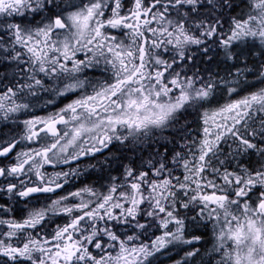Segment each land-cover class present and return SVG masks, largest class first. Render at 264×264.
Wrapping results in <instances>:
<instances>
[{"label": "snow or ice", "instance_id": "obj_1", "mask_svg": "<svg viewBox=\"0 0 264 264\" xmlns=\"http://www.w3.org/2000/svg\"><path fill=\"white\" fill-rule=\"evenodd\" d=\"M44 94L71 98L21 120ZM0 123L22 125L0 140V195L26 213L0 204V264H158L177 247L175 264H264V0H0ZM114 144L139 165L32 203L83 174L46 166Z\"/></svg>", "mask_w": 264, "mask_h": 264}, {"label": "flooded vegetation", "instance_id": "obj_2", "mask_svg": "<svg viewBox=\"0 0 264 264\" xmlns=\"http://www.w3.org/2000/svg\"><path fill=\"white\" fill-rule=\"evenodd\" d=\"M91 76L92 73H89ZM96 76H99V73H95ZM69 98H55L51 95L44 94L39 101L34 103L33 109H44L42 112H34L33 109L31 112L27 114H23L20 116V119H26L30 116H44L50 112L58 110L60 107H63L65 103L68 102ZM49 99H54L55 102L53 104H48L45 106V102ZM22 131V125L8 123L7 125L0 123V140H5L10 138L13 135L18 136ZM141 154H133L128 153L126 149L122 148L118 144H114L110 146V150H105L103 153L96 154L95 157H84L78 162H73L71 166L68 165H59L56 168H52L50 166H46V170L51 173L53 171H60L61 169L67 171L69 167H75L79 164V167L82 171V175L79 177H72L69 181V184L65 186L64 190L59 191L55 194H36L32 198V203L34 204H44L48 203V197L51 196L55 198L57 195H62L67 191L76 190L79 187L84 186L85 184L93 185L96 188H101V185H107L109 176L120 177L123 172V166L128 164L130 160L135 159L137 161V165H139V157ZM144 156V155H143ZM145 158V156H144ZM7 163V161H4ZM94 166V167H92ZM34 179V177H33ZM95 180V181H94ZM2 182V180H0ZM0 204H4L6 206H10L13 211L9 214L16 219H21L26 213L24 210V202L20 201L19 203L16 200H9L7 196L0 195ZM55 223H64L65 218L63 217H56L54 218ZM52 226H49L48 231H51ZM189 233L192 234H200L205 233L203 228H196L189 226L188 229ZM159 234L158 232L156 233ZM151 238V234L149 235ZM212 239L210 230L203 236V239L197 247L201 248L203 252L206 248H210L211 244L210 241ZM189 246H183L186 250ZM183 253V252H182ZM182 255L177 256H170L171 263L180 260Z\"/></svg>", "mask_w": 264, "mask_h": 264}, {"label": "rangeland", "instance_id": "obj_3", "mask_svg": "<svg viewBox=\"0 0 264 264\" xmlns=\"http://www.w3.org/2000/svg\"><path fill=\"white\" fill-rule=\"evenodd\" d=\"M20 18H17V20H19ZM28 19H31V17H28ZM37 20L39 19V17L36 18ZM254 84V88L253 90H255V87H259L261 85H259L257 82L253 81L252 82ZM223 102V101H221ZM34 112H42L44 111V109H33ZM137 154V153H136ZM183 247V246H181ZM183 251H181V248L180 247H177V248H172L171 250H168L166 251L164 254L160 255V258H159V261H158V264H175V262L171 263V259H170V256L173 255V256H177V255H182Z\"/></svg>", "mask_w": 264, "mask_h": 264}, {"label": "trees", "instance_id": "obj_4", "mask_svg": "<svg viewBox=\"0 0 264 264\" xmlns=\"http://www.w3.org/2000/svg\"><path fill=\"white\" fill-rule=\"evenodd\" d=\"M193 50L195 51V47H193ZM201 61H202V57H201L200 53H197L195 62H196L198 67L203 69L204 67H206V65L204 63H202ZM250 81H251V78H250ZM251 82H253V81H251ZM187 120L192 122L193 129H195L198 126V124H199V118H198L197 114L194 113V112L187 116ZM127 152L128 153H132V152H130L128 150H127ZM137 154H140V153H137ZM143 155L145 156L144 159L146 160L147 157H148V153L145 152V153H143Z\"/></svg>", "mask_w": 264, "mask_h": 264}, {"label": "bare ground", "instance_id": "obj_5", "mask_svg": "<svg viewBox=\"0 0 264 264\" xmlns=\"http://www.w3.org/2000/svg\"><path fill=\"white\" fill-rule=\"evenodd\" d=\"M95 181V180H94Z\"/></svg>", "mask_w": 264, "mask_h": 264}]
</instances>
